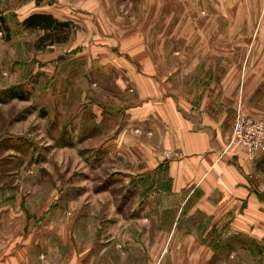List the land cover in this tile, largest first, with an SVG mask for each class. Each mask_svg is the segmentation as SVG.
<instances>
[{
  "label": "crops",
  "instance_id": "1",
  "mask_svg": "<svg viewBox=\"0 0 264 264\" xmlns=\"http://www.w3.org/2000/svg\"><path fill=\"white\" fill-rule=\"evenodd\" d=\"M195 1L0 0L6 26L0 108H29L1 112L0 142L38 131L45 146L57 138L60 152L78 142L73 149L80 156L83 137L102 136L91 153L112 159L134 153L122 171L136 177L143 203L136 230L155 235L150 244L159 251L141 264H237V250L264 245V152L250 160L244 146L229 144L239 109L264 120V16L237 19V25L254 27L250 33L210 36L204 28L189 29L207 22L191 17ZM19 5L27 10L18 13ZM36 12L72 26L65 43L35 47L44 31L22 21ZM16 24L39 34L26 44L30 39L14 32ZM178 25L185 33L172 30ZM175 44L184 48L172 52ZM167 151L181 156L166 159ZM26 202L15 195L7 203L23 204V214L41 222L0 228V264H127L97 250L122 256L130 245L145 249V237L82 242L74 227L67 258L60 250L71 230L59 222V212L26 209ZM22 212L15 206L2 215ZM35 249L44 256L36 257Z\"/></svg>",
  "mask_w": 264,
  "mask_h": 264
},
{
  "label": "rangeland",
  "instance_id": "2",
  "mask_svg": "<svg viewBox=\"0 0 264 264\" xmlns=\"http://www.w3.org/2000/svg\"><path fill=\"white\" fill-rule=\"evenodd\" d=\"M246 1L251 5L256 4L258 9L255 6H249L248 3L247 8L243 7V0H196L195 10L191 12V17L203 18L207 22L203 23L204 26L196 22L197 25L189 26V29L193 27L194 32H197V28H204V33L210 36L215 34L237 35L239 32L250 33L254 27L237 25V19H254L264 16V0ZM25 10H27L25 5H19L18 13H23ZM182 13L186 15L184 10ZM71 28L72 26L69 25L67 39ZM250 29L252 31H249ZM172 30L177 34L185 33V27L179 25ZM14 32L24 39L29 38L30 41L25 42L26 44H30L33 41L31 39L39 34L26 31L19 24H16ZM187 32L191 33V30ZM0 35L2 36L3 32ZM66 40L56 43H65ZM182 48H184L182 45L175 44L171 51L175 52ZM93 85L94 83L89 86L90 90L96 91ZM23 109L28 110L29 108L23 103L0 108V128H3L1 112L8 116L11 112L24 111ZM30 121L29 124L33 122L34 127L39 126V123H35L34 120ZM136 132L138 133L137 130L133 131L135 135H137ZM33 135L31 137L30 134L26 139L15 138L0 142V228L40 224L41 218H29L23 214L22 210L25 207L21 203L15 205L17 210H21V215L10 217L2 215V211L15 210V206L8 205L7 202L8 199L18 195L19 198L27 199L26 209L38 205L48 206L49 210L59 212V222L67 231L71 230L70 234H67L66 247L60 250V254L62 253L67 258L73 256V251H70L68 247L73 241L71 233L74 227L76 236L79 235L82 242L88 243L98 240L106 242L108 239L119 243L122 241L137 243L139 239L145 237L144 250L141 248L138 250L137 245H130L129 253L122 256L111 253L109 250H97L99 255L103 253L102 257H122L127 264H141L143 257L148 261L158 256L159 251H154L150 244L155 235L146 234L144 236L138 234L136 230L138 226L136 216L143 204L138 199L136 177L122 171L126 169L128 159L131 162L134 161V153L115 155L113 159L97 152L91 153V146L100 144L104 139L99 136L83 137L81 140L83 153L79 156L73 149V145H77L78 142L74 144L72 140L65 151L60 152L57 150L60 145L57 138H50L49 146H45V136V138L41 136L38 131ZM26 145L30 146L29 150L24 149ZM42 163L44 168H42ZM34 165L36 169H30ZM47 167L49 170H46ZM125 228L130 230V233L122 234ZM34 252L38 258L44 256L42 250L35 249ZM237 264H264V245L255 251L237 250Z\"/></svg>",
  "mask_w": 264,
  "mask_h": 264
},
{
  "label": "built area",
  "instance_id": "3",
  "mask_svg": "<svg viewBox=\"0 0 264 264\" xmlns=\"http://www.w3.org/2000/svg\"><path fill=\"white\" fill-rule=\"evenodd\" d=\"M1 33L2 31H0ZM229 144H241L245 147L248 158L254 159L258 154L264 152V120L239 109L233 119ZM179 156H181L179 152L167 151L164 153L166 159Z\"/></svg>",
  "mask_w": 264,
  "mask_h": 264
},
{
  "label": "trees",
  "instance_id": "4",
  "mask_svg": "<svg viewBox=\"0 0 264 264\" xmlns=\"http://www.w3.org/2000/svg\"><path fill=\"white\" fill-rule=\"evenodd\" d=\"M22 24L28 29H41L44 31L35 42L36 48H41L45 44L65 41L69 31L68 22L57 21L48 13H31L23 19ZM4 30H6V26L4 25V18L0 14V31L3 32Z\"/></svg>",
  "mask_w": 264,
  "mask_h": 264
}]
</instances>
